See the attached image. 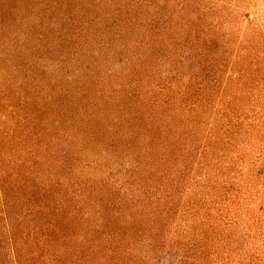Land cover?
Masks as SVG:
<instances>
[{
  "label": "rangeland",
  "instance_id": "rangeland-1",
  "mask_svg": "<svg viewBox=\"0 0 264 264\" xmlns=\"http://www.w3.org/2000/svg\"><path fill=\"white\" fill-rule=\"evenodd\" d=\"M30 1L1 15L9 42L42 36L23 48L26 73L0 43L12 59L0 65L1 123L13 127L6 114L36 78L40 95L75 102L85 92L95 104L89 124L102 133L85 137L70 129L75 112L53 111L63 132L51 150L68 159H54L37 183L59 184L64 210L92 226L105 209L139 213L127 241L116 237L129 256L121 264H264V0ZM147 105L173 125L153 150L135 120L153 122ZM3 143L0 264H14L16 154ZM95 254L92 264L102 263Z\"/></svg>",
  "mask_w": 264,
  "mask_h": 264
},
{
  "label": "trees",
  "instance_id": "trees-1",
  "mask_svg": "<svg viewBox=\"0 0 264 264\" xmlns=\"http://www.w3.org/2000/svg\"><path fill=\"white\" fill-rule=\"evenodd\" d=\"M22 2L31 1L0 0V22L3 13L11 17L17 13V11H13L16 10L15 7L10 9L12 7L7 8V5L17 6ZM3 31L4 27L0 23V43L1 47H4L1 52L4 53L7 50L12 55L16 54L25 63L21 65V68L24 69L23 73H26L31 62L30 58L25 56L27 51L22 52L23 48L29 50L36 47L41 42L42 36L32 37L24 34H13L9 42L10 36H7L9 33H1ZM10 61L12 59L0 56L1 66ZM39 83L38 79H32L30 81L31 93L22 96L10 106L11 111L6 114V118L10 117L8 120H12V128H4L6 126H3L0 121V146L5 142L11 146V150L16 154L13 160L16 167V183L15 191L12 192L17 212L14 221L16 232L14 250H12L14 264H92L96 252L99 254L98 259H102L100 264L127 262L129 256L119 251L122 243L118 246L116 237L121 238L123 236L127 241L126 237L130 235V231L133 229L136 231V227L130 224L139 213L125 214L126 208L122 209L121 206L113 210L109 209L108 214L107 209H105L102 211L101 227L92 226L84 219H77L76 211L71 215L70 212L64 210L57 191L60 190L59 184L50 185L51 190H48L47 186L39 185L36 181L42 173L48 176L51 174V164L54 159L60 165L64 157L68 159L63 155L57 157L51 150L55 137L60 136L63 132L59 126L63 116L60 114L59 117H56L53 111L61 108V110L69 109L75 112V115L71 116L74 120V124L70 127L72 131L78 128L82 129L85 131L83 133L85 137H100L102 135L89 124L90 118L95 115L93 113L95 104L88 102L85 92L81 93L75 102H71L66 92L60 94L59 97L51 93L40 95L42 85ZM58 100L61 101L59 107H54ZM154 106H146L153 122L145 117L144 113H138V118H135L136 122L141 124L140 129H138L140 135H146L144 136L145 141L148 142L147 144L152 150L154 146L159 148L167 145L163 136H168L170 128H173L172 121L165 122L164 116H160V119H154L156 114L153 109ZM6 118H3L4 122L7 120ZM48 127L53 130V133L48 131ZM112 131L107 132L111 135V137L109 136L111 141L118 136L115 134L118 133L115 125ZM132 137L139 138L137 134L132 135ZM0 151L3 152V147H0ZM158 162L157 157L151 160L153 166ZM135 166V170L140 171L142 169V163L137 162V160ZM0 172H2V168H0ZM67 197L72 200L70 193L67 194ZM88 205L97 207V199L90 201ZM164 210L161 209L156 214H160ZM26 218L30 219L29 227L23 229L21 234L20 231ZM109 227L115 230H110ZM104 236L107 239L106 246H103L104 242L99 243Z\"/></svg>",
  "mask_w": 264,
  "mask_h": 264
}]
</instances>
